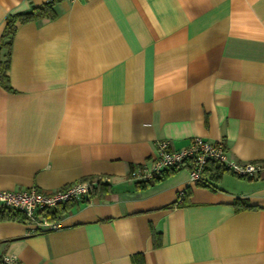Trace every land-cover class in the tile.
Returning a JSON list of instances; mask_svg holds the SVG:
<instances>
[{
	"label": "crops",
	"instance_id": "crops-1",
	"mask_svg": "<svg viewBox=\"0 0 264 264\" xmlns=\"http://www.w3.org/2000/svg\"><path fill=\"white\" fill-rule=\"evenodd\" d=\"M47 1L0 0V191L98 189L57 231L0 221V254L264 264V176L224 173L207 187L187 167L130 176L161 140L222 142L230 161L264 163V0H57L53 17L16 23L7 56L9 17Z\"/></svg>",
	"mask_w": 264,
	"mask_h": 264
},
{
	"label": "built area",
	"instance_id": "built-area-1",
	"mask_svg": "<svg viewBox=\"0 0 264 264\" xmlns=\"http://www.w3.org/2000/svg\"><path fill=\"white\" fill-rule=\"evenodd\" d=\"M52 1V0H48ZM78 1V0H72ZM3 72L0 68V85ZM210 162L220 164L230 173L246 179L264 176V163H239L230 161L222 142H210L193 138L189 144L174 150L166 140L157 141L155 156L149 164L136 167L130 173L132 179L140 183H149L160 174L174 169H180L191 164L190 182L194 185L209 186L205 174L206 165ZM92 187L91 181H78L69 186L43 192L35 188L21 192L0 191V208L22 214L35 232H51L60 229L59 221H48L43 212L53 210L69 202H81L88 198ZM184 198V192L179 193L177 203ZM3 264H19L15 256H2Z\"/></svg>",
	"mask_w": 264,
	"mask_h": 264
},
{
	"label": "trees",
	"instance_id": "trees-1",
	"mask_svg": "<svg viewBox=\"0 0 264 264\" xmlns=\"http://www.w3.org/2000/svg\"><path fill=\"white\" fill-rule=\"evenodd\" d=\"M57 0H52V1H47L44 4L40 5V6H36V7H32L31 10L27 13H17L12 15L11 17H9L6 27H5V31L3 33V40H5V42L3 41V47H5L7 49V56L9 54V50H10V42L11 39L15 33L16 30V23H25V22H29L32 20H38L41 18H46V17H53V4L56 2ZM8 68V60L6 61V64L3 65V70ZM188 169H192L191 164H187L186 166ZM183 168V167H182ZM177 170V169H174ZM174 170H169L166 171L161 175H164L165 173H169L170 171H174ZM224 173H230L226 168H224L223 166H221L220 164L214 163V162H210L206 165L205 168V174L206 177L209 180H213V181H219L220 177L224 174ZM159 176H157L156 178H159ZM154 178V179H156ZM242 178V177H239ZM246 179V178H243ZM253 179H258V178H253ZM253 179H249V180H253ZM198 186H202V185H198ZM98 189L97 188H92L89 192L88 196H91L94 191ZM186 190L184 191V198L186 196ZM183 198V200H184ZM183 200L180 203H176V205H182ZM78 203V202H69L66 203L64 205L58 206L53 210H49L47 212H43L44 216L47 217L48 221L52 222V221H59V219L61 218V216L63 215V213L66 212V210L73 204ZM240 203L236 202L235 205H238ZM241 206L243 208H249V206L246 203H241ZM7 220H19V221H23L25 223H28V221L26 220V218L17 212H12V211H8V210H4L2 208H0V221H7ZM37 233H41V232H37ZM158 235H155L154 237H156ZM154 245L155 246H159V242L157 241V239L155 238L154 241ZM2 254H0V264H3L2 262Z\"/></svg>",
	"mask_w": 264,
	"mask_h": 264
}]
</instances>
